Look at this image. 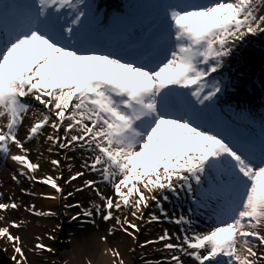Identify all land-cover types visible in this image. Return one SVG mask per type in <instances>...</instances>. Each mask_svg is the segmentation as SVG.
<instances>
[{
  "label": "snow or ice",
  "instance_id": "1",
  "mask_svg": "<svg viewBox=\"0 0 264 264\" xmlns=\"http://www.w3.org/2000/svg\"><path fill=\"white\" fill-rule=\"evenodd\" d=\"M89 8L85 0L0 5V156L19 165L21 176L63 194L58 183L62 174L37 177L40 165L29 159L24 147L50 127L53 132L47 141L60 149L89 153L81 167L100 176L99 181L85 180L76 191L92 189L102 202L94 204L96 214L105 222L115 219L133 239L139 228L129 215L143 220V209L152 201L169 219L161 204L168 200L165 193L178 195L179 189H186L191 194L192 182L201 185L214 171L216 186L228 190L215 225L190 234L181 227L182 238L176 236V243L171 242L175 234L164 230L156 240L140 246L164 242V250L171 254L159 264H183L176 253L193 258L196 264H264V140L233 142L193 118L196 104L207 107L223 91L222 81L213 74L225 58L248 36L264 33V0H165L162 30L131 57L81 43L80 30ZM173 94L194 98L190 114L170 111L167 101ZM25 98L35 100L43 110L32 112L22 141L17 130L32 109ZM10 145L19 153H11ZM50 163L60 167L59 160ZM84 174L77 171L64 183ZM98 183L110 185L113 194L105 196ZM8 199L0 201V211L20 207ZM65 207L81 208L72 220L93 215L78 203ZM27 210L37 216L54 215L37 211L34 205ZM158 221L156 214H149L148 223ZM171 222L189 229L192 224L183 215ZM19 226L15 221L0 226V240L11 245L13 264H28L21 237L10 232ZM36 240L30 251L54 252L40 237ZM107 252L114 257L112 264H124L118 250Z\"/></svg>",
  "mask_w": 264,
  "mask_h": 264
},
{
  "label": "rangeland",
  "instance_id": "2",
  "mask_svg": "<svg viewBox=\"0 0 264 264\" xmlns=\"http://www.w3.org/2000/svg\"><path fill=\"white\" fill-rule=\"evenodd\" d=\"M147 3L146 0H143ZM157 5H161L164 11L165 0H149ZM85 3L90 6L89 16L83 22L80 30L81 43L90 49L97 51L110 52H127L131 57L137 48L134 50L127 46V34L137 36L134 32L139 29L137 21L142 17L143 2L142 0H85ZM0 4V5H4ZM139 5H141L139 7ZM136 10H139L137 13ZM157 14V10H154ZM148 12V11H147ZM261 14H264V8L261 9ZM154 16L149 15L144 23V27L153 20ZM160 20V19H159ZM157 21L152 26H157L160 21ZM134 24V25H133ZM163 26V23H161ZM2 31V30H1ZM154 32V31H153ZM139 34V33H138ZM131 39V37H128ZM241 49L236 48L231 56L225 58L224 64L217 73L213 74L215 79L221 80L223 91L214 98L207 107L196 104L197 111L193 118L201 124L202 127L214 131L228 140L235 142L237 139L251 140L259 143L264 140V33L255 36H248L245 41L238 45ZM163 54V53H162ZM255 72V78L252 81L251 74ZM183 92V90H179ZM230 94L233 103L223 102V99H228ZM250 99L254 103L250 109L245 108L241 103L242 97ZM241 100L239 101L238 100ZM253 99V100H252ZM32 105L29 113L26 115L22 125L17 130V136L22 141L25 140L26 130L22 127L27 120L32 122V112L36 109H41L33 102L26 101ZM170 111L177 115L190 114L191 105L195 104L194 98L182 94H173L169 96L167 101ZM256 112L260 114H255ZM255 119V120H254ZM240 121L239 122L237 121ZM50 127L42 129L41 134L31 140L25 142L24 147L28 149L29 159L40 165V169L35 173L37 177L45 175L62 174V178L58 183L63 188V194H60L58 199L56 213L49 216H37L27 209L35 206V210L41 212H52L49 207L44 205L42 192L39 190L36 181H32L19 174L13 168L1 167L0 174L5 173L7 179L4 180L3 191L0 193V201L10 202L9 197L20 205L18 209L0 211V226H4L9 221H15L20 226L19 228H10L13 235L21 237L22 247L27 257L28 264H67L65 262L68 248L61 244L58 233L63 231V226L60 228V223L65 222V217L71 215L68 213L70 209L65 205L79 204L83 209H90L93 213L91 217H85L86 226L91 233L97 232L101 237H106L111 249L119 251L124 264H159L165 257L170 256V251L164 250V242L148 244L144 247L140 245L145 241H154L158 236L162 235L164 230H167L172 236V243H176V236H181V227L185 230L203 233L208 227H213L217 220V212L220 211V205H223L228 199V190L224 187H213L216 181V172H210L209 176L203 178V183L197 185L192 182L193 192L189 194L186 189H179L178 195L171 192H166L168 200H161L164 212L169 219H165L161 215L160 210L152 201L149 202V207L143 209L144 219L134 220L130 215L129 220L137 224L139 231L134 232L135 239L120 230L116 225L115 219L105 222L100 215L96 214L94 204L102 203L95 192L90 188H85L83 191H76L77 188L83 186L85 180H100L98 173L85 170L81 167L89 153L84 152L79 148L72 150L60 149L58 146H53L47 141V136L52 133ZM60 135H63L61 130ZM16 147L10 145L11 151ZM49 148L52 150L49 151ZM17 149V148H16ZM56 159L60 161V167L54 168L50 161ZM77 171H83L85 174L77 178L71 183L65 184L64 181ZM16 175L17 179L13 180L12 176ZM226 181V178H221ZM97 188L105 196L113 194L111 186L105 183H98ZM24 189V191H21ZM71 192V196L67 194ZM223 195L225 197H223ZM67 196L65 199L64 197ZM81 212V208H77L75 212ZM154 213L159 217L158 222L148 223L149 214ZM115 215H123L115 213ZM181 215L189 218L192 221L191 228L188 225H178L171 222L172 219L179 218ZM115 226L111 235L109 229ZM129 231H133L129 229ZM55 236V240L48 239V236ZM36 237H40L42 243L54 249V252H39L34 249L37 243ZM7 248L6 251L0 250V264H13L10 257L13 255L11 245L0 240V249ZM181 256L183 264H196L193 258L176 253Z\"/></svg>",
  "mask_w": 264,
  "mask_h": 264
},
{
  "label": "bare ground",
  "instance_id": "3",
  "mask_svg": "<svg viewBox=\"0 0 264 264\" xmlns=\"http://www.w3.org/2000/svg\"><path fill=\"white\" fill-rule=\"evenodd\" d=\"M147 2L149 0H146ZM26 2V0H0V4L6 3V4H17L22 5ZM157 11L161 10V5L158 4V7L156 8ZM160 15H162V12H160ZM159 18V15H158ZM159 27V26H158ZM158 27H156L158 29ZM1 31V30H0ZM141 40V39H139ZM26 101L33 102L36 106L39 108H42L41 105H39L38 102L31 98H25ZM239 100V98H238ZM241 101V100H239ZM223 102L226 103V106H228L227 103H233L234 101H230V99H223ZM241 103L244 105L245 101L242 100ZM245 108L250 109L251 106L247 105L245 103ZM240 124V121L237 120ZM31 121L27 120L22 129L27 131V126L30 125ZM11 153H19L18 149H14L11 151ZM0 166L1 167H7V168H13L16 171L20 168L19 165H17L15 162H13L10 157H4L0 156ZM28 178L27 176H24ZM7 175L5 173L0 174V193L4 190V180L7 179ZM39 183V182H38ZM39 187V190L43 194L57 196V199H49L45 198V195H42V199L44 202V205L46 207H49L52 211V213H56L57 205H58V199L60 194H57L54 189H52L49 185H45L42 183L37 184ZM214 188L217 187L216 185L213 186ZM223 197H225L223 195ZM71 215L65 217V222L60 223V228L63 226V231L58 233L59 240L62 245L66 246L68 248V254L66 255L65 262L67 264H112V261L114 257L111 256L110 253L107 252L108 249H111L109 246V243L107 240H101V236L97 232L91 233L88 231V227L85 225V217L81 215L77 220H72L71 217L77 213L78 211L76 207L68 208ZM5 225V223H4ZM212 227H208L206 231L210 230ZM205 231V232H206ZM200 233V232H199Z\"/></svg>",
  "mask_w": 264,
  "mask_h": 264
}]
</instances>
